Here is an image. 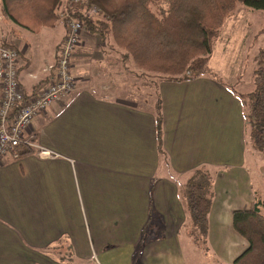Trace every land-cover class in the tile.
<instances>
[{
    "label": "crops",
    "instance_id": "0c3cea01",
    "mask_svg": "<svg viewBox=\"0 0 264 264\" xmlns=\"http://www.w3.org/2000/svg\"><path fill=\"white\" fill-rule=\"evenodd\" d=\"M2 10L0 0V45L17 50L19 84L33 94L55 78L65 27L34 34ZM92 38L99 43L82 33L75 50L74 90L39 113L24 134L34 153L8 154L0 164V264H66L55 253L67 246L84 264H134L150 210L163 234L141 246L136 264H234L247 242L234 231L232 212L251 209L259 196L264 213V156L253 168L233 85L208 76L156 84L164 158L152 98L139 102L128 94L124 69L106 65V53L87 44ZM201 166L214 180L206 253L180 238L188 222L181 188Z\"/></svg>",
    "mask_w": 264,
    "mask_h": 264
},
{
    "label": "trees",
    "instance_id": "16d2710c",
    "mask_svg": "<svg viewBox=\"0 0 264 264\" xmlns=\"http://www.w3.org/2000/svg\"><path fill=\"white\" fill-rule=\"evenodd\" d=\"M3 15L14 24L31 33L41 28L56 25L63 0H1ZM67 3V2H66ZM65 3V4H66ZM264 10V0H80L69 8V15L80 19L85 29L96 35L100 44L109 43L123 51L140 75L156 84L158 80L182 82L201 76L216 78L208 68L212 45L227 18L237 4ZM64 4V6H65ZM91 12L98 14L93 19ZM264 33V23L256 39ZM157 77L158 79H152ZM254 88L249 93L237 95L244 108L246 130L251 147L264 154V48L261 49L252 70ZM158 153L165 158L162 149L161 100L157 93L154 103ZM13 109L8 119L14 116ZM35 149L21 143L14 152L17 158L34 153ZM213 176L210 169L201 166L194 169L181 188L188 215L184 227L186 236L202 252L208 251V217L214 198ZM262 201L255 197L251 209H236L232 212V227L246 242L247 248L235 259L234 264H264V213ZM151 207V205H150ZM155 221V222H154ZM150 210V217L143 228L134 253V264L140 255L139 249L148 241L162 236ZM152 225V236L149 226ZM70 246L57 251L60 262L72 264Z\"/></svg>",
    "mask_w": 264,
    "mask_h": 264
},
{
    "label": "rangeland",
    "instance_id": "374dc122",
    "mask_svg": "<svg viewBox=\"0 0 264 264\" xmlns=\"http://www.w3.org/2000/svg\"><path fill=\"white\" fill-rule=\"evenodd\" d=\"M67 1L70 0H63L62 3L65 4ZM64 4H61V9L65 8ZM61 12L62 10H60L58 13L59 22L57 21L56 23V30L58 32L61 29V24H64ZM91 16L93 19L99 17L98 14L93 12H91ZM263 23L264 10L252 9L243 5L242 3H238L235 12L230 18L226 19L222 29L220 30V33L213 42L208 68L215 72L220 80H223L228 84H232L238 93H249L254 88L253 78L250 79L251 68L253 67L258 52L264 48V33L261 34L257 39L255 37L258 31L262 28ZM85 32L88 33V31L83 26L77 46L81 42V34ZM87 44L91 47L94 45L96 51L99 50L100 52L106 53V65L110 63L118 64V68L124 69V78L126 79V83L124 84L126 85V90L129 92L128 94H133V98L139 102H143L144 99L149 100V98H152L153 109L157 95L154 82L148 80L146 76L140 75L139 79H136L135 76L131 75V70H134L135 72H137V70L128 59L123 58V51L117 49L115 46L114 48L113 46L111 47L109 43H95L93 38L90 42L88 41ZM91 50L92 48H89L87 49V52H91ZM70 71L72 74V63L70 66ZM151 76L152 74H150V77ZM72 77L74 78L73 74ZM152 79L158 78L152 76ZM161 80L162 79L158 81ZM149 82L152 83L151 89L148 87ZM248 144L249 147H251V142L248 141ZM253 154L255 155V157L252 158L253 168L257 169L260 163V157L264 156V154L256 153L254 149ZM180 238H182L183 243H191L187 236H180ZM72 253L74 259L73 264L85 263L81 259H77L75 252ZM55 256L57 257L56 253Z\"/></svg>",
    "mask_w": 264,
    "mask_h": 264
},
{
    "label": "built area",
    "instance_id": "2783aa9c",
    "mask_svg": "<svg viewBox=\"0 0 264 264\" xmlns=\"http://www.w3.org/2000/svg\"><path fill=\"white\" fill-rule=\"evenodd\" d=\"M79 1H67L61 12L65 35L53 66L56 75L48 86L33 94H27L19 84L18 52L13 47L0 45V164L8 154L16 159L17 153L14 150L21 143L35 147L31 137L24 139V134L31 126L33 119L55 102L69 95L75 88L70 66L84 24L69 15V8ZM13 109H15L14 116L9 120L8 116ZM38 155L49 156L42 150L38 151Z\"/></svg>",
    "mask_w": 264,
    "mask_h": 264
}]
</instances>
